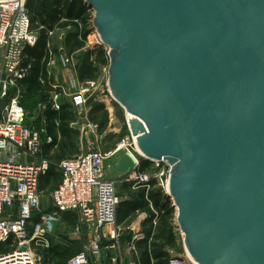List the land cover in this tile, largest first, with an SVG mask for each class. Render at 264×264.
Listing matches in <instances>:
<instances>
[{
	"label": "water",
	"instance_id": "water-1",
	"mask_svg": "<svg viewBox=\"0 0 264 264\" xmlns=\"http://www.w3.org/2000/svg\"><path fill=\"white\" fill-rule=\"evenodd\" d=\"M83 1L141 158L170 166L187 253L264 264V0Z\"/></svg>",
	"mask_w": 264,
	"mask_h": 264
},
{
	"label": "built area",
	"instance_id": "built-area-1",
	"mask_svg": "<svg viewBox=\"0 0 264 264\" xmlns=\"http://www.w3.org/2000/svg\"><path fill=\"white\" fill-rule=\"evenodd\" d=\"M26 1L0 0V246H4L0 251V264H37L38 257L32 250V242L40 241L51 230L55 214L70 212L77 215L86 237L82 249L69 258L67 264H93L107 248L117 249V256L112 257L111 261L118 264L121 261L119 240L122 235V228L117 222L121 201L118 184L135 182L143 188L149 206L154 211L147 197L150 181L155 179L156 185L167 195L170 166L166 161L153 160V173L140 171V158L143 156L137 150L135 137L130 134L131 142L122 141L114 150L105 153L97 141L99 136L93 132L94 137L86 138L79 154L59 162L57 169L61 174V182L50 195L54 212L41 214V221L34 223L40 214L39 180L48 171L50 162L40 156L44 130L27 124L20 91L11 94L17 83L29 74L31 64L24 62L25 50L34 46L38 37L32 31ZM87 10L91 9L87 7ZM63 21L66 19L60 20ZM73 21L80 25L77 19ZM59 29V25H56L48 31V36ZM59 34L61 39L65 37L64 32ZM49 54H52L51 50ZM59 59L69 73L71 68L75 71L71 63L72 56L61 52ZM67 79V88L75 89L71 104L83 113L90 93L97 88L96 83L86 81L79 84L73 77L68 76ZM58 97L55 94L52 99L54 110L59 109ZM51 141L48 137L47 143ZM122 150L129 152L136 159V164L128 173L119 176L118 180L109 178L108 171L112 166L106 162ZM27 157L36 161L26 162ZM155 224L156 219L153 220ZM139 231L134 234L133 242L144 238ZM167 264L193 263L187 257L171 255Z\"/></svg>",
	"mask_w": 264,
	"mask_h": 264
},
{
	"label": "rangeland",
	"instance_id": "rangeland-1",
	"mask_svg": "<svg viewBox=\"0 0 264 264\" xmlns=\"http://www.w3.org/2000/svg\"><path fill=\"white\" fill-rule=\"evenodd\" d=\"M89 34L85 40L84 45L74 50L69 51V48L64 44V38H60V32L71 30V25L61 26L59 24V30L55 31L49 39V47L52 50L51 58L55 61H60L59 55L61 52L72 56L71 63L74 65L75 71L70 69V73H63L62 70L66 69L62 66L57 68V70L48 66V69L52 73L48 74L46 79L41 78V86L36 89L30 96L25 94V87H23L19 82L17 86L11 90V94H16L17 90L20 91V102L26 111V116L30 119L40 118L41 114H46L50 111H54L55 117L46 116V124L49 122L55 123V128L52 130V138L56 143V146L48 152V155L44 154L43 149L40 156L50 162L52 166V171L54 175L50 178L47 183L41 186V196H40V214L37 215L34 223H39L41 220V214H53L54 209L51 206L50 195L52 191L58 186L60 178L57 166L62 160L67 156H72L79 154L84 147L85 140L87 137H94L95 133L98 138V143L103 150V152L108 153L116 148V146L122 141L131 142L130 131L127 123L128 113L117 103L112 101L110 89L108 87V64L104 66H98L95 73L81 77V72L90 66L93 62L94 56L88 55V50L101 45L106 53H108V47L101 44L99 35L96 29L93 27V17L94 12L89 10ZM32 31L36 32L38 35V29L33 25ZM56 49V50H54ZM63 49V51H61ZM108 56V54H107ZM57 62V63H58ZM61 65V64H60ZM50 67V68H49ZM70 68V67H69ZM67 70V69H66ZM58 71V72H57ZM54 74V75H53ZM68 76L73 77L77 83L83 84L86 81H94L96 83V90L90 93V97L86 103L83 113L81 110L76 109L71 104V95L75 89L67 88ZM57 86V88H55ZM57 94L59 97L57 103L59 109H53V97ZM66 105L64 113H68L69 119L67 121V136H62L58 130L59 120L57 116L62 113L63 106ZM96 106H100L101 109L97 112H93ZM2 110V100H0V111ZM95 118V120H93ZM106 119L105 127H100V121ZM95 126V128H92ZM93 130V131H92ZM95 132V133H93ZM64 145V151L61 150V146ZM126 151L119 152L116 156L111 157L107 160L106 164L110 167L113 166L117 158ZM60 155L62 158H60ZM143 159V158H142ZM141 160V158H140ZM34 158L27 157L26 162H34ZM142 169V168H141ZM139 169L140 171H142ZM147 173H153V163L148 161V166L143 168ZM109 178L118 180L120 177L118 174L110 168L108 171ZM120 185V184H118ZM158 187V186H157ZM143 189L138 187L135 182L128 183L127 186L124 185L120 191L122 194H126L127 199L137 200L139 199V192ZM124 192V193H123ZM168 196V195H166ZM170 205L174 210V220L176 224V234H177V249H169V256L171 255H181L187 257V252L183 242V235L177 226V210L174 206L172 197L168 196ZM120 206V203H119ZM55 221L51 230L45 234V236L40 241L32 242V250L36 253L38 257L37 264H67L61 257H55L51 255L49 249L52 246H57L59 250L69 249V251L76 252L81 248L85 238L84 229L79 222L78 217H73L71 220L66 219L63 214H55ZM119 223V222H118ZM33 229V228H32ZM33 232V231H32ZM4 246H0V251ZM188 259V257H187ZM189 260V259H188Z\"/></svg>",
	"mask_w": 264,
	"mask_h": 264
},
{
	"label": "trees",
	"instance_id": "trees-1",
	"mask_svg": "<svg viewBox=\"0 0 264 264\" xmlns=\"http://www.w3.org/2000/svg\"><path fill=\"white\" fill-rule=\"evenodd\" d=\"M26 9L30 15L32 26L34 25L38 29L37 40L32 47H27L25 50L24 62L31 64V69L28 76L21 80L19 83L25 87V94L30 96L36 89L41 86L40 78L46 79L47 77V63L49 59L48 43L50 37L48 31L54 29L56 25H71V30L66 31L64 44L69 48V51L73 52L76 49L81 48L89 34V15L87 6L83 0H27ZM66 19V21L60 22V20ZM77 19L80 25L73 20ZM56 50V49H54ZM88 55H93V62L86 69L81 72V77L93 74L96 72L98 66H104L108 64V56L104 48L99 45L95 48L88 50ZM31 97V96H30ZM66 105L62 108L57 118L59 120L58 130L61 135L67 136V121L69 119L68 113H64ZM101 109L100 106H96L93 112H97ZM57 115V114H56ZM54 111L47 113V117H55ZM95 120V118H93ZM106 119L100 121V127H105ZM55 128V123L49 122L48 129L50 133ZM65 146H61V150L64 151ZM51 150L50 144L43 145L44 154L48 155ZM69 157V156H67ZM60 158L62 156L60 155ZM66 158V157H65ZM64 159V158H62ZM61 161V160H60ZM148 166V161L141 158L140 168L142 171L144 167ZM59 172V171H58ZM54 171L50 165L48 171L40 177L39 190L44 183L53 177ZM59 178L61 182V174L59 172ZM128 185V183H124ZM59 185V184H58ZM151 188L148 191L147 197L153 204L154 211L148 209V218L146 223L149 224V228L146 232V238L139 241L142 243L144 249L143 252V264H167L169 259V249H177L176 241V224L174 220V210L170 205L168 196L157 187L155 179L150 181ZM57 188V187H56ZM145 190L141 189L139 192V199L127 202H120L117 210V222H121L122 219H126L130 213L136 210L142 209L147 206L148 201L144 198ZM66 219L71 220L77 215L73 212L63 213ZM156 219V224L153 225V220ZM36 220V219H35ZM59 250L57 246H52L49 251L52 256L61 257L64 261H67L75 253L69 251V249ZM151 261H153L151 263Z\"/></svg>",
	"mask_w": 264,
	"mask_h": 264
},
{
	"label": "crops",
	"instance_id": "crops-1",
	"mask_svg": "<svg viewBox=\"0 0 264 264\" xmlns=\"http://www.w3.org/2000/svg\"><path fill=\"white\" fill-rule=\"evenodd\" d=\"M49 50H51V49H49ZM51 53H52V50H51ZM51 55L49 54V59H48V63H47L48 74L52 73L50 71V69H48V66H52L56 70L58 67H60L59 69L62 68V64L60 63V61L58 62V59H57V62H58L57 63L55 61L56 59L52 60ZM62 72L68 73L69 71L64 69V71L62 70ZM40 80H41V78H40ZM46 116H47L46 114H41L40 118L37 117L36 119H31V118L29 119L26 116V122H27V124L34 126L36 129L44 130V132H42V139L44 141V144H50L51 149H53L56 146V143L54 142V140L51 136L52 133H50V130L48 129V125L46 124V121H45ZM48 137H50L52 139V141L47 143ZM124 185L127 186L126 184L118 185V192H119V195L121 197V201H120L121 203L127 202V201H132L131 199L130 200L127 199V196L124 192H123L124 194H122L120 192L122 190V188L124 187ZM143 199H145L147 201V199L145 197V192H144V198ZM148 209H151L149 206V203L147 204L146 207L139 209V210H136L133 213H130L126 219H122L121 222L118 223L120 225V227L122 228V235H121L120 240H119V245H120V250H121V261L118 264H143L144 249L142 247V243H140L139 241L146 238V232L149 228V224L146 223V220L149 216ZM138 229H140L139 232L143 234L144 238L141 240L133 242L132 238H133L134 234L138 231ZM84 234H85V236H84V238H85L86 237L85 229H84ZM105 244H111V242H105ZM82 246H83V244L81 245L80 250L82 249ZM117 253H118V251L115 248L104 249L100 259L95 260L93 264H114L111 261V258L114 256H117ZM152 262L153 261H151V263Z\"/></svg>",
	"mask_w": 264,
	"mask_h": 264
},
{
	"label": "bare ground",
	"instance_id": "bare-ground-1",
	"mask_svg": "<svg viewBox=\"0 0 264 264\" xmlns=\"http://www.w3.org/2000/svg\"><path fill=\"white\" fill-rule=\"evenodd\" d=\"M111 97H112V101L117 102L116 99H115V97L113 96V94H111ZM128 115H129V114H128ZM137 150H138V148H137ZM138 152H139L140 154H142L139 150H138ZM142 155H143V154H142ZM167 191L170 192V191H169V187H167ZM173 202H174V200H173ZM173 204L175 205V202H174ZM186 252H187V251H186ZM187 257H188V259L190 260V262H192L193 264H198L195 260L192 259L191 255H190L189 253H187Z\"/></svg>",
	"mask_w": 264,
	"mask_h": 264
}]
</instances>
